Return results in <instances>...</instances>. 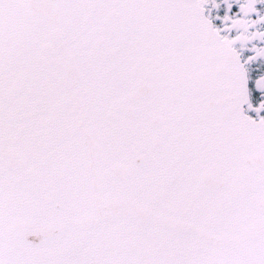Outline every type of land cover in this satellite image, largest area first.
Segmentation results:
<instances>
[{"label":"snow or ice","instance_id":"1","mask_svg":"<svg viewBox=\"0 0 264 264\" xmlns=\"http://www.w3.org/2000/svg\"><path fill=\"white\" fill-rule=\"evenodd\" d=\"M0 264H264V0H0Z\"/></svg>","mask_w":264,"mask_h":264}]
</instances>
